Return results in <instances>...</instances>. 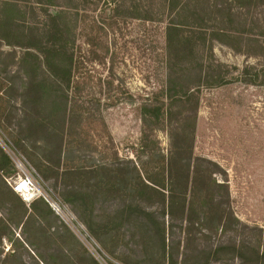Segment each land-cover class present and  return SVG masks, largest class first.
<instances>
[{"label":"rangeland","instance_id":"1","mask_svg":"<svg viewBox=\"0 0 264 264\" xmlns=\"http://www.w3.org/2000/svg\"><path fill=\"white\" fill-rule=\"evenodd\" d=\"M37 1L0 0V145L11 154L24 153L18 142L42 154L49 149L61 156V171L91 170L100 183L92 173L83 181L53 172L46 177L24 153L25 170L61 203V215L3 230L9 234L0 238V264H90L89 254L100 264H168L164 233L166 245L176 249L185 237L181 208L171 228L166 205L169 189L177 192L186 182L183 168L173 181L168 175L181 146L183 158L191 146L193 158L219 165L217 178L228 179L238 219L227 233L218 230L208 239L202 230L211 223L196 204L193 218L203 227L193 229L197 242L232 236L264 243V0ZM61 9L65 41L73 30L70 104L77 115L64 136L25 87L26 64L40 55L35 36ZM169 25L189 38L185 49L168 48ZM201 69L210 81H227L200 85ZM171 71L186 77L188 95L181 100L170 99ZM163 101L164 118L145 125L143 115ZM18 173L16 167L14 177ZM71 190L76 206L63 195ZM91 220L100 238L90 230ZM213 264L243 262L228 256Z\"/></svg>","mask_w":264,"mask_h":264},{"label":"trees","instance_id":"2","mask_svg":"<svg viewBox=\"0 0 264 264\" xmlns=\"http://www.w3.org/2000/svg\"><path fill=\"white\" fill-rule=\"evenodd\" d=\"M88 0H86L87 2ZM41 5H47L43 0L37 1ZM71 8V7H70ZM73 8H79L73 6ZM65 9H61L56 14H49L50 22L47 23V28L35 36L40 40L41 48L38 49L39 54L34 55L33 61H28L25 72L28 80L25 82V87L32 93L35 98L42 102L43 112L47 122L52 126L58 128L62 136L65 135L68 127L72 126L75 113L72 111L70 104L71 98V83L74 81V66H75V52L73 47L69 48V35L73 34V30L69 29L67 41H65V33L68 24L64 22ZM7 22V21H6ZM177 36V37H176ZM43 37L48 40L44 41ZM173 37V38H172ZM168 48L175 47L177 50L186 48L189 43V38L180 36V29L175 25H169L167 30ZM171 59V55H169ZM40 70V77L37 76ZM38 77V78H37ZM186 77L181 74L174 75L171 71L169 75V94L171 100L176 98L183 99L188 95V91H184L185 83L183 79ZM198 81L200 85L215 86L224 84L227 80L219 77L216 81H210L206 76H203L201 69L198 74ZM189 90V89H188ZM184 91L180 94V92ZM164 102V101H163ZM163 105L152 104L154 107L153 113L143 115V123L146 125L150 119L160 122L164 118L165 111ZM77 116V115H76ZM81 116V115H80ZM182 129V127H181ZM185 132V130H184ZM184 137V135H183ZM193 139V136H192ZM16 145V144H15ZM18 145L24 150V155L35 164V166L46 176L53 172L57 177L59 175H69L72 179L87 180V174L93 171L83 170H67L61 171V156L51 154L49 149L45 148V156L39 153L36 149H27L23 147L21 142ZM17 146V145H16ZM18 147V146H17ZM19 148V147H18ZM35 148H38L35 146ZM22 149L19 148L20 151ZM175 157L178 159H171L169 163V178L173 181L174 171L183 168L184 185L177 192L173 189L168 191L167 199V214L171 220L170 227L173 228L174 213L177 207L181 208L182 219L184 226L185 237L180 241V246L176 249L172 245H166V235H163V254L168 264H213L215 261L225 260L228 256L232 258H239L243 264H264V243L257 241L252 243L250 241L239 240L235 237L228 236L226 240H218L217 242H207L206 245L198 243L197 233L193 231L196 229L197 223L193 218L196 213L195 205L202 204L205 208V221L211 223V226L206 229L208 233L202 230V235H208L211 239L212 235L218 230L227 233L232 227L234 221H238L234 215L231 205V193L228 185V179L219 181L217 178L219 165L212 160L203 159L200 157L193 158V147L189 148V156L183 158L186 151L183 146L178 147ZM62 151V145L59 147ZM49 151V152H48ZM56 157V161L52 160ZM206 162V165L204 164ZM16 173L15 164L10 155L0 145V225L3 230H10L11 226L25 227L28 223H39L48 220L51 215H54L55 210L42 197L36 198L31 203H26L22 197L13 190L8 182V178L14 177ZM49 174V175H48ZM111 176V174H109ZM52 176V175H50ZM108 176V175H107ZM95 183H100V179L94 174ZM192 178V186H190V179ZM154 182V181H153ZM209 183L215 189L209 191ZM157 185L161 186L159 183ZM165 187V186H164ZM163 187V188H164ZM224 188V191L220 190ZM71 193H64V198L67 202L76 206L78 198H76V191L71 190ZM88 226L93 234H99L95 228L93 221L88 222ZM200 228L201 227L200 225ZM205 228V227H204ZM172 230V229H171ZM165 231V230H164ZM196 231V230H195ZM263 232V229H260ZM201 232V230L199 231ZM260 232V234H261ZM8 232H0V238ZM100 238V236H98ZM33 245V241L29 242ZM182 247V249H181ZM88 261L90 264H100V262L89 254ZM251 262V263H250Z\"/></svg>","mask_w":264,"mask_h":264},{"label":"built area","instance_id":"3","mask_svg":"<svg viewBox=\"0 0 264 264\" xmlns=\"http://www.w3.org/2000/svg\"><path fill=\"white\" fill-rule=\"evenodd\" d=\"M7 153L12 158L16 167L21 171V173H18L17 177H10L7 179L13 190L17 192L26 203H31L36 198H44L55 212L61 215V203L51 200L49 195L39 188L34 177L25 170L26 163L28 164L26 157L17 149L12 150L13 154L8 151Z\"/></svg>","mask_w":264,"mask_h":264}]
</instances>
